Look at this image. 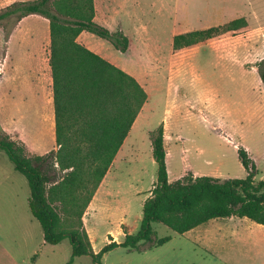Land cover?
<instances>
[{
  "label": "rangeland",
  "instance_id": "obj_1",
  "mask_svg": "<svg viewBox=\"0 0 264 264\" xmlns=\"http://www.w3.org/2000/svg\"><path fill=\"white\" fill-rule=\"evenodd\" d=\"M121 1L113 0L111 26L105 27L118 30L121 15L131 36L130 49L120 51L90 31L84 32L82 40L137 75L148 98L101 193L83 216L97 252L113 240H124L126 231L140 229L144 201L157 182L152 132L160 125L166 129L171 182L188 173L220 179L246 177L239 147L255 162L256 179H264V82L257 66L264 57V0H125L117 12ZM241 16L248 21L245 28L173 49L176 34ZM31 22L39 27L42 21ZM11 26L8 22L6 28L0 27V78L5 51L2 30L9 31ZM19 54L15 47L13 61ZM23 65L27 71L32 68L30 63ZM27 75H20L27 81L25 90H15L12 81L0 88V134L8 133L3 131L7 127L22 132L26 141L15 131L8 134L23 142L33 157L57 150L58 144L55 121L54 126L44 121L42 104L33 90L31 82L39 81L38 77ZM48 78L53 96L52 72ZM8 90L16 94L14 99L5 96ZM51 172L59 178L66 170L55 163ZM30 197L27 177L0 150V264H68L70 240L45 241ZM154 228L159 237L171 235V239L142 252L114 248L103 254L102 264H264V225L248 217L214 218L183 234L160 222ZM92 262L91 255H81L71 264Z\"/></svg>",
  "mask_w": 264,
  "mask_h": 264
},
{
  "label": "trees",
  "instance_id": "obj_2",
  "mask_svg": "<svg viewBox=\"0 0 264 264\" xmlns=\"http://www.w3.org/2000/svg\"><path fill=\"white\" fill-rule=\"evenodd\" d=\"M33 13L50 20L58 149L32 157L23 142L3 133L0 150L8 154L29 181L30 208L41 223L45 241L57 244L70 240L72 257L68 264L81 255H91L90 264H102L103 254L117 247L142 252L160 246L171 235L159 237L155 222L180 234L211 219L229 216L248 217L264 225V179H256V164L245 148L238 149L247 170L244 178L220 179L188 173L171 182L165 129L160 125L152 132L157 182L144 202L140 229L137 233L126 231L123 241L113 240L95 252L83 216L148 94L135 76L78 41L80 33L87 30L108 39L120 51L129 49L130 39L123 30L112 31L95 22L94 0L15 1L0 9V27L6 28L11 22L12 29ZM247 26L246 17L241 16L179 33L173 37V49L190 47ZM10 30L5 32L7 36ZM257 66L264 82V57ZM55 163L66 170L59 178L51 172Z\"/></svg>",
  "mask_w": 264,
  "mask_h": 264
},
{
  "label": "crops",
  "instance_id": "obj_3",
  "mask_svg": "<svg viewBox=\"0 0 264 264\" xmlns=\"http://www.w3.org/2000/svg\"><path fill=\"white\" fill-rule=\"evenodd\" d=\"M15 1H24V0H0V9L12 4ZM123 1L118 2L119 5L117 8L119 10H117V12L120 11V7L121 5H123ZM94 2H95V17H94L95 22H97L100 25L110 28L111 26L110 18L112 19L113 14H114V12L112 11L110 7L113 0H94ZM33 19L42 21L41 25L39 27L35 26L31 22ZM118 26H119V29L123 30L124 33L126 34V31H125L126 29L124 27V23H123L121 15L118 16ZM85 31L87 30H84L80 33V35L78 36V41L86 45L88 48L92 49L96 53L100 54L101 56L105 57L102 53H100V51L94 49L93 47L88 45V43H85V41L82 40ZM2 33L5 36V51H4L3 59H1L2 73H1V78H0V88L3 89L7 84H9L10 81H12L13 83H11L10 85H14L15 90L17 89L25 90L24 88L28 87L26 86L27 81L25 82L22 79V76L20 78V75L27 73L31 75V78L38 77L39 81L31 82L33 84V90L39 99L38 101H40V103L42 104V109L44 110L42 112V116L44 118V121L50 123V126H54V121H55L54 91H53V96H52L51 87L49 85L50 79L48 78V74L52 72L51 65H50V43H51L50 20L47 17L42 16L40 14H36V13L29 14L23 17L20 21L16 23V25L10 30L8 36L6 35L5 32H3V30H2ZM127 36L129 37L130 43H131L132 41L131 36L130 35H127ZM15 47H19L20 54L17 56L18 57L21 56V57L19 59L17 58L16 61H13L14 60L13 50ZM129 49H130V45H129ZM108 60L111 61L110 59ZM25 63L31 64L32 68H30L29 71H27L24 68L23 64ZM134 76L140 81L137 75H134ZM19 80H21V82H19ZM141 83L145 87L144 83L143 82ZM5 96L14 99L16 94L13 93L12 90H8L5 93ZM3 99L4 98H1V100ZM146 104H147V101L143 105L134 124H137V121H139V118L141 117V114L143 113ZM3 131H7L8 133L15 131V134H14L15 136L19 134V137H21L22 139L26 141V139L22 135V132H19L18 130H14V129L7 127L6 129L3 128ZM128 136L126 137L110 169L108 170L97 192L95 193L96 197L99 195V193H101L106 183V180L108 178V175L111 173L113 166L117 161V158L124 150V146H125V143L127 142ZM165 138H166V129H165ZM95 196L90 204L94 203V200L96 199ZM85 213H88V212H85ZM117 241L121 242L123 240L119 239ZM94 251L97 252V250H94Z\"/></svg>",
  "mask_w": 264,
  "mask_h": 264
},
{
  "label": "bare ground",
  "instance_id": "obj_4",
  "mask_svg": "<svg viewBox=\"0 0 264 264\" xmlns=\"http://www.w3.org/2000/svg\"><path fill=\"white\" fill-rule=\"evenodd\" d=\"M96 197V196H95ZM97 198V197H96Z\"/></svg>",
  "mask_w": 264,
  "mask_h": 264
}]
</instances>
